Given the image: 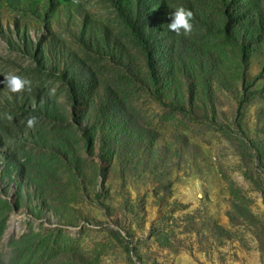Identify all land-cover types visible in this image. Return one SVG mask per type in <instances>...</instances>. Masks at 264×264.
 I'll use <instances>...</instances> for the list:
<instances>
[{
  "label": "rangeland",
  "instance_id": "374dc122",
  "mask_svg": "<svg viewBox=\"0 0 264 264\" xmlns=\"http://www.w3.org/2000/svg\"><path fill=\"white\" fill-rule=\"evenodd\" d=\"M163 1L148 56L109 0H0V264H264L262 180L237 143L254 107L200 122L152 81L236 107L243 70L263 73L264 0ZM179 7L190 34L168 30Z\"/></svg>",
  "mask_w": 264,
  "mask_h": 264
},
{
  "label": "trees",
  "instance_id": "16d2710c",
  "mask_svg": "<svg viewBox=\"0 0 264 264\" xmlns=\"http://www.w3.org/2000/svg\"><path fill=\"white\" fill-rule=\"evenodd\" d=\"M111 4L115 7L119 17L124 21L125 24L131 29L133 35L144 48L147 55L151 54V37L149 34L143 32V28L147 25L149 19V11L160 10L164 4L163 0H134L133 10L131 11L126 0H109ZM226 2V0H223ZM246 47L243 46L244 52H246ZM39 69H44L42 65H38ZM82 74L87 76L85 69L81 70ZM242 92L237 101V106L233 108H227L225 110L218 109L213 106L210 101H208L209 94H206V99H201L191 101L189 105L183 104H173L163 100L157 90V83L155 81V76L152 71V81L155 90V97L158 103L164 108L174 109L180 112L191 113L200 122H209L210 119L217 121L216 119L221 116H228L232 121L233 125L241 127L238 123L240 120V113L243 107L245 109L254 107L255 110V120L252 129L247 135L237 137L240 139L239 143L243 148L245 153L247 152L251 158L250 163L247 164L252 171L251 174H256L261 176L263 202H264V173L258 171V168L264 167V90L257 88L256 84L259 78L264 77V67L262 75L258 77H252V75L246 70L242 73ZM86 80V79H85ZM248 128V127H247ZM243 130H241L242 132ZM239 148V146L237 147ZM241 151V150H240ZM260 182V181H259ZM169 192L170 187H166Z\"/></svg>",
  "mask_w": 264,
  "mask_h": 264
},
{
  "label": "clouds",
  "instance_id": "9594fccd",
  "mask_svg": "<svg viewBox=\"0 0 264 264\" xmlns=\"http://www.w3.org/2000/svg\"><path fill=\"white\" fill-rule=\"evenodd\" d=\"M194 19V14L191 10H187L184 7H179L173 13H171V23L168 25V30L181 34H190L193 30L192 20ZM3 83L6 88L13 93H21L24 91L31 92V81L22 78L15 74L5 75ZM55 94V88L51 90L50 95ZM9 120L12 119L11 116L7 117ZM37 122V117H31L27 122V127L34 129Z\"/></svg>",
  "mask_w": 264,
  "mask_h": 264
}]
</instances>
